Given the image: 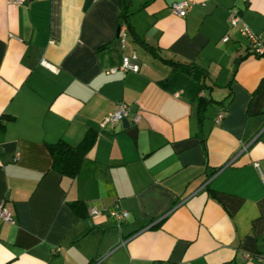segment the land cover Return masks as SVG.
<instances>
[{
  "label": "crops",
  "instance_id": "crops-1",
  "mask_svg": "<svg viewBox=\"0 0 264 264\" xmlns=\"http://www.w3.org/2000/svg\"><path fill=\"white\" fill-rule=\"evenodd\" d=\"M128 1L159 55L128 28L120 43V0H0V264H264V56L229 23L234 8L264 35V0H189L183 16L174 0ZM133 52L138 70L106 71ZM159 56L204 74L201 121ZM121 101L130 125L103 124ZM89 128L79 172L52 169L47 143Z\"/></svg>",
  "mask_w": 264,
  "mask_h": 264
},
{
  "label": "trees",
  "instance_id": "trees-1",
  "mask_svg": "<svg viewBox=\"0 0 264 264\" xmlns=\"http://www.w3.org/2000/svg\"><path fill=\"white\" fill-rule=\"evenodd\" d=\"M121 8L119 12V25L125 22L127 28L131 31L135 40L141 43L145 48L150 50L154 55H159L152 45L139 37L134 31L132 24L129 22V10L128 0H120ZM250 52V51H249ZM251 53V52H250ZM260 56V55H256ZM164 62L170 64L172 72L166 80L163 81V85L166 87H189L193 86V99L197 101V114L198 120L201 121L204 117L205 109L208 103L214 99L207 94H199L201 90H204L209 85L204 80V74L201 70H198L191 62H181L172 58H166L159 56ZM218 102H224V99ZM251 104V103H250ZM95 131L91 128L87 129L84 136L75 144L70 143L64 139H58L55 142L47 143L49 152L51 154V168L56 170L62 175L75 176L81 167L82 160L86 154L88 148L93 144L95 139ZM201 139L204 141V137ZM71 205L74 209L80 213L84 210V203L81 201H73Z\"/></svg>",
  "mask_w": 264,
  "mask_h": 264
},
{
  "label": "built area",
  "instance_id": "built-area-1",
  "mask_svg": "<svg viewBox=\"0 0 264 264\" xmlns=\"http://www.w3.org/2000/svg\"><path fill=\"white\" fill-rule=\"evenodd\" d=\"M8 1L11 3H21L25 0H8ZM191 4L192 2L189 0H174L171 2L170 8L176 14L183 16L186 14V11L191 6ZM229 23L231 27H236L239 33L248 40L249 50L251 53L255 55L264 56V35L254 31L247 24V22L243 20L241 15L234 8H232L230 11ZM126 31H127V25L125 22H122L119 25V31H118V38L120 43L122 44L124 43L125 40ZM227 38L228 35L223 36V39H227ZM136 59H137V55L135 52L131 54H123L120 63L108 67L106 71L110 73H115L118 71H123V72L136 71L139 68ZM41 62L44 64L46 63L44 59H42ZM129 109H130L129 103L125 101L119 102L115 109L109 111L104 116L103 124H110V125L116 124L117 122L121 121L124 117L127 116ZM222 115L223 112H219L218 118H220ZM139 116H140L139 113H135L134 121H138ZM254 164L258 165L257 162H254ZM262 181L264 183V175H262ZM87 211L88 214H90L92 217H97L101 214V210L97 209L94 206H90ZM106 211L107 214L111 215L116 220L117 226H120L121 221L125 219L126 216L128 215L127 210L123 208H119L116 203L111 207H109ZM0 219H4V220L12 219L11 210L4 205L3 201H0ZM244 257L251 258V254L248 252H244ZM220 264H234V263H232L231 261H225Z\"/></svg>",
  "mask_w": 264,
  "mask_h": 264
},
{
  "label": "water",
  "instance_id": "water-1",
  "mask_svg": "<svg viewBox=\"0 0 264 264\" xmlns=\"http://www.w3.org/2000/svg\"><path fill=\"white\" fill-rule=\"evenodd\" d=\"M88 1V0H87ZM118 31H119V26L117 27V34H118ZM122 123H123V125L124 126H129L130 125V121H129V119L127 118V117H124L123 119H122Z\"/></svg>",
  "mask_w": 264,
  "mask_h": 264
},
{
  "label": "rangeland",
  "instance_id": "rangeland-1",
  "mask_svg": "<svg viewBox=\"0 0 264 264\" xmlns=\"http://www.w3.org/2000/svg\"><path fill=\"white\" fill-rule=\"evenodd\" d=\"M215 95H218L217 91L214 92Z\"/></svg>",
  "mask_w": 264,
  "mask_h": 264
}]
</instances>
